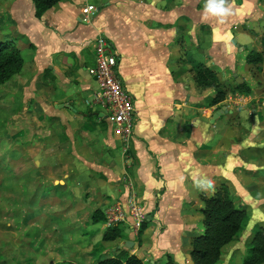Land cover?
Wrapping results in <instances>:
<instances>
[{"label": "crops", "instance_id": "crops-1", "mask_svg": "<svg viewBox=\"0 0 264 264\" xmlns=\"http://www.w3.org/2000/svg\"><path fill=\"white\" fill-rule=\"evenodd\" d=\"M87 3H93L96 9L83 12ZM205 4L206 0H60L36 17L32 0H0V15L11 27L5 32L6 40L20 49L21 70L39 79L32 80L33 88L29 87L44 118L41 137L36 138L40 148L47 149L48 154L52 149L53 154L69 161L76 173L69 180L70 188H76L78 196L82 185H96L92 175L99 168L108 178L103 187L116 183L110 191L104 190L106 199L102 206V199H77L65 204L53 200L57 211H67L75 223L81 221L78 213L82 206L91 208L88 228L97 231L96 240L105 245L115 243L116 252L108 256L123 250L136 254L143 264H163L168 256L176 264H192L191 244L184 248L182 242L172 243L164 238L166 221L172 219L176 231L181 230L183 235L196 229L198 223L194 220L200 221L204 204L200 193L210 194L221 182L229 185L235 203L244 206L249 215L253 211L251 203L257 205L252 218L264 224L261 199L250 188L257 178L252 171L263 169L251 159L255 148L264 146V134H259L260 116L255 117L248 132L242 126L245 109L252 111L251 115L257 111L256 107H248L259 104L250 102L253 89L247 95L228 93L223 100L210 104L214 90L195 82L183 50L196 61L211 65L218 75L220 70L225 73L224 68L231 67L230 54L244 49L240 27L244 29L242 23L248 21L256 0H226L230 11L224 15L206 12ZM98 33L113 43L118 72L133 95L136 112L133 133L126 144L112 134L106 121L99 119L106 127L102 125L107 132V138L103 137L101 123L84 113L87 108L91 114H101L93 103L97 83L89 71L95 64ZM233 38L239 41L238 45ZM230 62L236 65L234 60ZM224 77L220 78L225 80ZM45 89L47 94L43 93ZM261 103L264 106L263 97ZM230 115L234 119L227 127L224 121ZM106 143L122 145L118 153H126L121 175L113 169L111 151L104 148ZM97 144H101L103 152L99 156ZM11 146L10 142L12 149L8 153L2 152L8 162L18 153ZM1 170L7 171L5 167ZM85 172L89 174L87 180L82 174ZM37 182L53 186L47 178ZM25 183L34 187L32 180ZM58 189L64 190L62 186ZM109 192H115L111 201ZM130 193L136 195L148 220L142 228V239L134 236L139 230L135 231L128 219L113 225L124 226L121 236L103 240L102 232L110 226L105 218L94 221L93 212L99 209L104 216L107 206L125 200ZM39 217L32 215L29 219L33 222ZM157 221L161 225L159 232ZM202 228L197 229L201 232ZM198 233L192 232L188 242ZM126 240H131L132 245L127 246ZM103 257L107 256L95 258L90 264Z\"/></svg>", "mask_w": 264, "mask_h": 264}, {"label": "rangeland", "instance_id": "rangeland-1", "mask_svg": "<svg viewBox=\"0 0 264 264\" xmlns=\"http://www.w3.org/2000/svg\"><path fill=\"white\" fill-rule=\"evenodd\" d=\"M247 20V22L242 23L244 29L240 27L244 33V36H242L244 49L235 50L233 54H230L228 62L231 67H229V70L224 68L225 73L220 70L219 76H226L224 77L225 80L229 79L230 82L234 83L236 81L235 77L239 75L250 84L253 89V99L250 102L255 101L259 104L254 107L248 106L250 109L256 107L257 111L253 115H251L252 111L248 112V108L245 109L242 126L248 132L255 117L260 116L259 128L261 131L259 134L262 135L264 134V106H261L260 103L263 97L264 77L261 72L249 65L247 68L245 54L249 49L261 48L260 38L261 34L264 33V0H256L255 8ZM9 29H11L9 23H6L4 17L0 15L1 41H8L6 40L8 39V33L5 32ZM237 43L239 44V41ZM10 45L16 46L13 43ZM200 54H202L201 51ZM231 59L236 62V65L230 62ZM21 69L22 67L11 76L10 80H5L0 84V264H69V262L90 264L95 258L115 253L116 249L113 247L115 243L105 245L100 240H96L94 234L97 231L93 230L91 232L88 228L91 214L90 207H81L78 213L81 221L75 223L68 216L67 211L64 210L63 214L57 211V202L53 200L57 199L61 201V204H65L77 199H81V201H85L87 198H92L95 201L102 199V204H100L102 206L105 202L104 199H106L103 197L104 190L107 188V192L110 191L116 183L114 181V185L109 184L107 187H103L108 178L107 176L104 177L103 170L98 166L99 169L94 170L96 175H92L97 180L94 183L95 186L88 183L85 184V187L82 185L80 196L76 194V188H70L71 183L69 180H72L76 173L71 170L69 161L59 156V154H53L52 149L48 154L47 149L40 148L39 142L36 141V138L41 137L40 127L44 118L29 85L33 88L32 80L35 81L37 78L28 75ZM239 69L243 71L239 73ZM43 93L47 94L46 89L43 90ZM249 99L246 101H249ZM84 111L85 115L92 116L93 121L97 119L101 123L103 137L107 138V132L104 129L106 128L105 123L100 121L104 119L99 120L98 114H91L90 109L86 108ZM232 116L230 115V119L224 121L227 127L232 125L231 121L234 119ZM262 136L264 138V135ZM10 142L11 147L16 148L18 153L10 158L11 162H8L2 152L8 153V150L12 149L10 148ZM120 146L115 143L110 146L108 143L104 144V148L111 151V164L114 171L116 174L121 175L124 173L121 162L126 153L120 152L119 155ZM95 149L98 153L97 156L103 154L101 144H97ZM255 150V155L251 156V159L256 165L261 164L263 169H251V171L254 170L251 174L257 175V178L252 184L253 187L250 188L261 199L262 204L260 207L264 209V146L255 148ZM2 167H5L7 171H2ZM126 169L125 167V171ZM82 174L86 176L85 180H87L88 172ZM46 178L48 184L50 183L53 186L37 182ZM28 179L33 181V188H29L25 183ZM57 186H62L63 192L59 189L57 191ZM109 194V201H111L115 192H109ZM96 195L99 198H96ZM247 200L250 202V199ZM251 204L253 211L249 215L246 226L240 229L230 243L224 246L221 257L216 264H242L253 229L255 225L261 223L258 222V219L252 218L257 210V205L253 202ZM32 215H37V218L40 215V217L32 222L29 219ZM201 218L200 214V221L194 220L195 223H198L197 228L199 229L202 227ZM146 220L145 218L138 234L134 235L136 238L142 239V228L147 223L148 220ZM85 221H87L86 226L84 225ZM166 222L167 230L164 238L167 241H172V243L180 244L182 242L184 248L185 245L190 247L189 235L192 232H200L197 228L190 229L189 232L186 231V235H183L181 230L176 231L174 228L175 222L172 219ZM122 228L124 229V226ZM156 229L158 232L161 230L158 221L156 222ZM183 230H186L185 227ZM124 232L128 233V230ZM126 235L128 234H123V236ZM182 261L183 258L181 257Z\"/></svg>", "mask_w": 264, "mask_h": 264}, {"label": "trees", "instance_id": "trees-1", "mask_svg": "<svg viewBox=\"0 0 264 264\" xmlns=\"http://www.w3.org/2000/svg\"><path fill=\"white\" fill-rule=\"evenodd\" d=\"M34 15L40 17L42 13L60 0H32ZM261 48L249 49L245 54V62L252 68L261 72L264 77V33L261 34ZM9 41H0V83L22 67L23 57L20 49L10 45ZM184 55L191 63V70L195 82L202 88L212 87L214 92L210 104L223 100L228 93L247 95L251 86L247 81L234 83L223 80L217 71L204 62L196 61L184 48ZM264 98V84L262 85ZM204 204L200 208L202 213V231L192 236L189 250L192 264H216L220 259L223 247L229 243L246 226L249 214L244 206L237 205L233 199L230 187L226 182H221L210 194L200 193ZM94 221L104 219L102 212L96 209L92 214ZM143 225V223H142ZM122 235V228L110 226L103 230L102 239L112 240ZM69 264H76L70 263ZM92 264H143L136 254H128L121 250L113 256L100 258ZM163 264H176L170 257ZM242 264H264V225H255L250 236L248 248L242 259Z\"/></svg>", "mask_w": 264, "mask_h": 264}, {"label": "built area", "instance_id": "built-area-1", "mask_svg": "<svg viewBox=\"0 0 264 264\" xmlns=\"http://www.w3.org/2000/svg\"><path fill=\"white\" fill-rule=\"evenodd\" d=\"M96 9L93 3L82 7L83 12ZM95 64L89 71L97 83L93 103L101 110L99 119L103 118L113 135L118 136L122 143H127L133 133V118L136 107L132 93L124 85L118 72L117 56L111 40L103 33L95 37ZM108 226L117 225L130 219L135 231L141 228L146 213L134 193L127 198L115 201L103 211ZM188 264V263H186Z\"/></svg>", "mask_w": 264, "mask_h": 264}, {"label": "clouds", "instance_id": "clouds-1", "mask_svg": "<svg viewBox=\"0 0 264 264\" xmlns=\"http://www.w3.org/2000/svg\"><path fill=\"white\" fill-rule=\"evenodd\" d=\"M225 4L226 0H206L205 10L215 15H224L230 11V8Z\"/></svg>", "mask_w": 264, "mask_h": 264}, {"label": "water", "instance_id": "water-1", "mask_svg": "<svg viewBox=\"0 0 264 264\" xmlns=\"http://www.w3.org/2000/svg\"><path fill=\"white\" fill-rule=\"evenodd\" d=\"M232 41L238 45V43H237V41H236L235 38H233ZM235 79H236V81H237L238 83H241V82L244 81V78L241 77V76H239V75H237V76L235 77ZM223 107H224V106H223ZM221 110H222V108L220 109V111H221ZM125 244H126L127 246H130V245H132V241H131V240H126Z\"/></svg>", "mask_w": 264, "mask_h": 264}]
</instances>
